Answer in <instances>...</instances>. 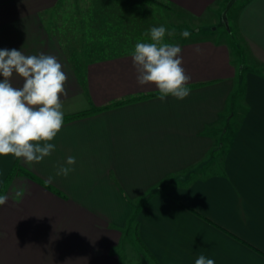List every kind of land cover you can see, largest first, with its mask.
Listing matches in <instances>:
<instances>
[{"label":"crops","instance_id":"crops-1","mask_svg":"<svg viewBox=\"0 0 264 264\" xmlns=\"http://www.w3.org/2000/svg\"><path fill=\"white\" fill-rule=\"evenodd\" d=\"M85 1L74 14L63 0H0V49L56 57L64 117L103 108L64 122L41 163L0 156V264H264V0L237 12L240 53L171 23L209 17L219 0ZM159 26L182 49L184 100L137 83L131 52ZM69 156L75 170L56 176ZM15 165L34 177L10 178ZM136 240L144 263L129 259Z\"/></svg>","mask_w":264,"mask_h":264},{"label":"clouds","instance_id":"clouds-1","mask_svg":"<svg viewBox=\"0 0 264 264\" xmlns=\"http://www.w3.org/2000/svg\"><path fill=\"white\" fill-rule=\"evenodd\" d=\"M172 34L165 26L152 27L147 33L149 39L137 42L131 52L138 85H154L162 102L169 96L184 100L191 92V76L182 67V49L165 39ZM191 35L188 30L181 32L185 39ZM14 74L23 79L21 87L10 82ZM0 77V156L11 155L30 166L41 163L55 151L51 141L64 125L61 96L67 95L68 77L56 57L43 53L26 56L15 48L0 49ZM75 164L74 156L67 157L55 175L67 177ZM54 178L50 176L45 183ZM25 191L16 190L15 198H22ZM7 200L6 195H0V206ZM195 264H215V260L201 254Z\"/></svg>","mask_w":264,"mask_h":264},{"label":"rangeland","instance_id":"rangeland-1","mask_svg":"<svg viewBox=\"0 0 264 264\" xmlns=\"http://www.w3.org/2000/svg\"><path fill=\"white\" fill-rule=\"evenodd\" d=\"M146 1V0H145ZM230 0H219L218 5V11H215V13L211 14L209 17L204 18H196V17H189L186 15H181L177 13H173L171 16V23L178 25L182 30H188L192 33L191 37L196 36H204V35H214L216 38L222 40L227 39L230 43H232V48H234V53H240L241 49L239 48L240 45H238V41L240 44L242 43L243 46H246L245 41H243L242 38H240L239 33L237 31V23H236V15L240 8V6L244 3L245 0H236V2L232 5V7L228 10L226 16L224 15L225 8ZM89 1L85 0H63V2L59 6V10L64 9H72L71 12H75L73 10L81 9L83 7L88 8ZM60 14V13H59ZM63 13H61L62 15ZM60 18L63 19L64 15ZM71 18V16L69 15ZM76 19L74 16V19H72V22ZM198 29V30H196ZM78 31L75 29V39L78 36ZM74 39V40H75ZM188 39V38H187ZM228 135V134H227ZM226 135V136H227ZM226 146L223 144V149ZM130 232V231H129ZM128 231L126 232V236ZM127 241V240H126ZM137 242V243H136ZM134 242V246L132 244L131 252L129 255V259L134 262H141L144 263L145 259L142 256V250L140 243L136 240ZM136 247V249L134 248ZM126 248L124 249V252H126ZM144 252V251H143ZM145 257L150 261L153 262L152 258H150L148 255H146V252H144Z\"/></svg>","mask_w":264,"mask_h":264},{"label":"trees","instance_id":"trees-1","mask_svg":"<svg viewBox=\"0 0 264 264\" xmlns=\"http://www.w3.org/2000/svg\"><path fill=\"white\" fill-rule=\"evenodd\" d=\"M146 1H148V2H150V3H153V4H157V5L162 6V7H170V4L167 3V2H165L164 0H146ZM123 103H124V102H119V103H116V104H114V105H112V106L121 105V104H123ZM101 110H103V108H94V109L91 110V111L82 112V113H78V114L71 115V116H66V117H64V122L69 121V120H72V119H76V118H79V117H85V116H88V115L94 114V113H96V112H99V111H101ZM20 172L26 174V175L29 176V177H34L29 171H26V170L20 168V167L17 166V165H15V166L13 167V170L11 171L9 177L11 178L14 174H16V173L18 174V173H20ZM10 178H9V179H10Z\"/></svg>","mask_w":264,"mask_h":264},{"label":"water","instance_id":"water-1","mask_svg":"<svg viewBox=\"0 0 264 264\" xmlns=\"http://www.w3.org/2000/svg\"><path fill=\"white\" fill-rule=\"evenodd\" d=\"M236 2V0H230L225 8L224 15L226 16L228 10L232 7V5Z\"/></svg>","mask_w":264,"mask_h":264}]
</instances>
